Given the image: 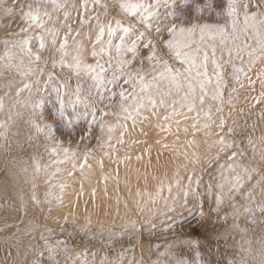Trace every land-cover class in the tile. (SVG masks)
<instances>
[{
    "label": "clouds",
    "instance_id": "1",
    "mask_svg": "<svg viewBox=\"0 0 264 264\" xmlns=\"http://www.w3.org/2000/svg\"><path fill=\"white\" fill-rule=\"evenodd\" d=\"M0 264H264V0H0Z\"/></svg>",
    "mask_w": 264,
    "mask_h": 264
}]
</instances>
